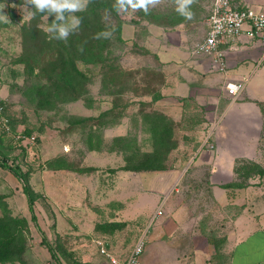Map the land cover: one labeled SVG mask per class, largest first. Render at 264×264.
Instances as JSON below:
<instances>
[{"label":"rangeland","instance_id":"374dc122","mask_svg":"<svg viewBox=\"0 0 264 264\" xmlns=\"http://www.w3.org/2000/svg\"><path fill=\"white\" fill-rule=\"evenodd\" d=\"M213 1L191 0L190 17L178 10L181 0H152L147 12L133 6L139 0H131L126 10L106 8L102 30H111V36L98 46L86 44L60 73L75 45L66 52L61 42L67 40L45 31L54 14L36 11L28 0H0V102L8 118L6 125L0 122V216L28 220L23 259L0 264H111L101 243L123 259L143 239L142 260L170 193L152 218L144 209L148 177L166 171L186 174L187 216L217 249L228 227L258 219L264 205V174L257 173L264 169V105L256 120L240 112L223 133L226 146H215L224 110L211 113L196 104L189 116L181 100L157 102L166 76L156 67V54L139 43L148 38L151 24L174 30L187 23L197 37L208 26ZM121 21L134 22L135 44L120 38ZM92 48L96 56L82 57ZM206 150L211 153L201 156ZM222 152L232 161L223 166L233 165V171L212 174L210 160ZM153 163L161 167H143ZM139 194L143 207L137 211ZM160 206L163 213L157 215ZM13 240L8 236L1 250L11 248Z\"/></svg>","mask_w":264,"mask_h":264},{"label":"crops","instance_id":"0c3cea01","mask_svg":"<svg viewBox=\"0 0 264 264\" xmlns=\"http://www.w3.org/2000/svg\"><path fill=\"white\" fill-rule=\"evenodd\" d=\"M234 3L264 8V0H234ZM172 29L151 24L148 38L139 42L156 54V67L166 76L162 86L163 97L158 98L157 102L180 103L181 100L182 104H186V114L189 116L196 113V104L207 105L211 113L217 111L220 114L224 110L218 126L220 139L213 142L215 146L224 148L226 138L223 133L238 120L236 117L240 112L251 114L255 120L263 116L264 44L261 39L252 38L246 33L224 38L219 48L227 54V68L219 71L212 68L208 55H195L191 51L193 44L205 36L208 26L197 37L187 23L184 29ZM136 31L134 23L124 22L122 38L133 44L138 41ZM236 81H244L245 88L233 97L228 93L226 83ZM172 109L168 108V112L174 114L176 111ZM227 140L233 141V138ZM204 145L206 142L202 143V148L206 147ZM210 153L206 150L201 156ZM229 153L234 156L235 152L230 150ZM230 155L222 152V156L210 160L214 164L212 174L232 173L233 165L223 166L232 162L228 158ZM148 178L151 191L147 193L149 197L144 209L152 213V218L162 196L169 190L170 193L164 202L165 213L157 216L160 219L150 235L151 244L142 257V264H264V205L258 212L256 223L251 220L249 225L246 219V222L238 221L237 226L228 227L224 234L226 241L217 249L204 230L193 228V221L187 216L186 174L166 171L151 174ZM139 197L137 211L143 207L142 194ZM251 217L254 220L253 214Z\"/></svg>","mask_w":264,"mask_h":264},{"label":"built area","instance_id":"2783aa9c","mask_svg":"<svg viewBox=\"0 0 264 264\" xmlns=\"http://www.w3.org/2000/svg\"><path fill=\"white\" fill-rule=\"evenodd\" d=\"M246 33L252 38H259L264 44V8L254 5H239L232 0H214L208 19V30L205 36L196 41L192 46V54L208 55L212 68L225 71L227 68V54L219 48L220 42L226 37L239 36ZM228 93L235 97L245 88L244 81L227 82ZM0 102V122L8 123V118L3 114ZM162 206L157 210V215L162 214ZM102 244V251L109 256L111 264H142L143 239L137 241L126 258H119L107 252Z\"/></svg>","mask_w":264,"mask_h":264},{"label":"trees","instance_id":"16d2710c","mask_svg":"<svg viewBox=\"0 0 264 264\" xmlns=\"http://www.w3.org/2000/svg\"><path fill=\"white\" fill-rule=\"evenodd\" d=\"M117 4V0H88L87 7L78 13V16L81 17V23L79 26V29L68 37L66 42H61L62 49L68 52V47L70 45H75V53L71 54L66 58V61L64 62L60 73H63V71L66 70L65 66L67 64H73L77 53H83L85 51L84 47L89 45L90 46H98V44H101V41L103 38L97 39L95 34L99 31H102L103 29V21L101 17L102 11H104L106 8H112L116 9L114 5ZM124 22H130V21H121L118 26V31L120 38L122 40H125L122 38L121 30H122V25ZM132 23V22H131ZM134 23V22H133ZM38 42H40V38L37 37L36 39ZM48 42L47 38L44 41L46 43ZM126 41V40H125ZM37 42H35V45H39ZM50 43V41H49ZM87 44V45H86ZM135 44V43H134ZM95 48H92L89 51V54L87 56L82 55V57H89L90 55L96 56L97 52L94 50ZM76 54V55H75ZM44 71L48 72L47 68H42ZM67 83V82H66ZM71 83V82H70ZM71 84H69L70 86ZM264 104H262L263 106ZM2 165L4 166H9L6 162L2 161ZM10 167V166H9ZM147 168H153V169H158L161 167L160 164H148L146 166ZM259 174H264V169H260L257 171ZM19 177L23 178V175L21 173L16 174ZM227 186H231L232 184H226ZM24 190L28 194L29 197V204H30V209L31 211L34 210L33 206V197L30 192V188L27 184H24ZM34 213V211H33ZM35 214H33V217ZM28 224V220L23 217V216H15V215H10V214H4L0 216V244H3L5 242V239L8 236H12L13 239L16 240V243L12 246L11 248L1 250L0 248V261H3L5 259H18L22 260L23 259V251L24 247H22L21 240H22V235H23V228ZM13 240V242L15 241ZM52 255L56 257V254L52 252Z\"/></svg>","mask_w":264,"mask_h":264},{"label":"clouds","instance_id":"9594fccd","mask_svg":"<svg viewBox=\"0 0 264 264\" xmlns=\"http://www.w3.org/2000/svg\"><path fill=\"white\" fill-rule=\"evenodd\" d=\"M131 0H117V10L127 9ZM152 0H139L138 4L134 7H141L145 12L148 11V5ZM191 0H181L178 4V10L182 15L191 16V11L188 5ZM30 4L38 12H46L48 16L54 14L51 23L45 28V31L52 34V37L59 40H67L70 33L77 31L81 23V17L75 13L83 11L88 4V0H28ZM31 15H35L32 12ZM96 38L101 37L109 38L111 30L105 29L95 34Z\"/></svg>","mask_w":264,"mask_h":264}]
</instances>
